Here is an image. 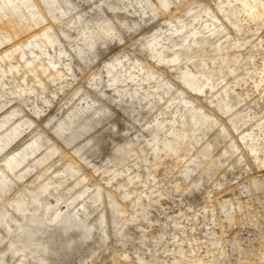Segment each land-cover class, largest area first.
<instances>
[{"label":"rangeland","instance_id":"rangeland-1","mask_svg":"<svg viewBox=\"0 0 264 264\" xmlns=\"http://www.w3.org/2000/svg\"><path fill=\"white\" fill-rule=\"evenodd\" d=\"M0 264H264V0H0Z\"/></svg>","mask_w":264,"mask_h":264}]
</instances>
